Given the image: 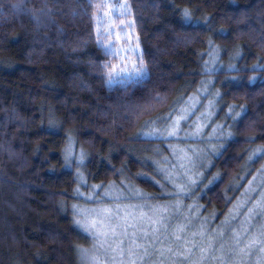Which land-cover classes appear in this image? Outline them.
<instances>
[{
    "label": "trees",
    "instance_id": "trees-1",
    "mask_svg": "<svg viewBox=\"0 0 264 264\" xmlns=\"http://www.w3.org/2000/svg\"><path fill=\"white\" fill-rule=\"evenodd\" d=\"M16 2L0 0V264H78L77 249L88 238L73 223L80 170L65 166L69 137L77 155L87 154L80 172L89 186L127 180L156 194L158 187L139 178L153 177L154 170L137 153L147 141L135 134L218 76L201 74L209 39L223 61L241 69L210 81L223 94L222 112L246 110L232 126L234 138L213 159L210 173L219 182L196 192L203 212L217 211L222 219L264 164L249 159L252 149L264 147V72L251 71L264 61V0H128L149 75L111 86L96 66L116 58L97 48L89 0H26L21 13L11 8ZM183 8L196 10V30L181 27ZM42 10L51 15L37 24L31 12ZM221 31L231 35L221 39ZM237 49L240 60L233 59ZM237 182L243 184L234 190Z\"/></svg>",
    "mask_w": 264,
    "mask_h": 264
},
{
    "label": "snow or ice",
    "instance_id": "snow-or-ice-1",
    "mask_svg": "<svg viewBox=\"0 0 264 264\" xmlns=\"http://www.w3.org/2000/svg\"><path fill=\"white\" fill-rule=\"evenodd\" d=\"M25 4L26 0H17L11 8L16 13L25 12ZM89 7L95 10L90 20L95 23L97 48L105 57H119L120 53H123L119 67L108 59L98 62L96 67L104 82L111 86L118 77H122L121 83L125 84L142 82L149 72L139 36L135 38V47L130 43L131 31L135 30L136 22L134 18L129 19L133 16V10L128 0L116 3L112 0H100L98 3L89 0ZM31 15L35 22L40 24L42 17L50 16L51 12L42 10L38 14L32 11ZM195 15L196 10L183 8L179 12L181 27L190 26L196 30L200 21L194 20ZM203 24L211 30L209 18H205ZM217 35L226 39L231 34L221 31ZM121 41L128 44V47L118 48L117 43ZM208 49L209 60L204 61L201 74L215 75L223 67L217 66L220 50L211 39L208 41ZM241 51L236 50L234 60L243 58ZM132 56L136 59L129 69L124 62H130ZM201 59L203 60V54ZM227 71L238 73L241 69L235 64H229ZM251 71L264 72V61L254 65ZM235 79L233 77V80ZM255 80L256 78L252 77L248 83L254 84ZM208 83L202 82L201 87L206 90ZM215 95L219 99L223 98L219 92ZM244 112V108L237 111L229 106L228 119L236 120ZM192 114L173 110L167 117L150 122L152 126L148 131L142 132L141 137L147 142H171L173 139L184 142L181 133L187 125H182L181 121H187ZM50 124L51 127H56V122L51 117ZM217 127L220 136L215 141L209 140L208 143L224 142L221 137L224 136L225 126ZM200 128L198 124L189 126L192 136L199 133ZM184 136L191 142L188 133H184ZM231 137L229 130L226 138ZM247 142L252 143L254 140ZM223 150L217 147L189 150L193 152L195 159L184 154L183 150H171L172 156L179 163L157 151L156 155L161 158L152 162L153 177H139L142 180H150L158 187L160 194L157 196L148 195L132 185L125 184L123 180L120 182L121 191L113 196L115 184L89 186L87 177L78 171L73 181L78 185L73 198L94 205L91 208L73 205V223L86 234L85 238L90 237L92 242L91 249H77L81 264H264V224L256 222L259 216L264 214V198L257 205L247 209V216L242 221L233 214L215 229L207 226V221H204L193 231L192 216L198 212L199 205H185L184 201L191 199L201 187L219 182V176H211L208 171L214 165L209 162L207 167L204 166L203 153L208 151L212 155H220ZM63 157L67 168H71L73 164L77 169L86 168L84 161L87 154L83 150L76 154L75 142L71 137L68 138ZM249 159H264V147L252 149ZM197 161H200L199 165ZM81 188L85 191L82 192ZM249 191H254V188L250 186ZM253 256H258L255 262Z\"/></svg>",
    "mask_w": 264,
    "mask_h": 264
},
{
    "label": "rangeland",
    "instance_id": "rangeland-1",
    "mask_svg": "<svg viewBox=\"0 0 264 264\" xmlns=\"http://www.w3.org/2000/svg\"><path fill=\"white\" fill-rule=\"evenodd\" d=\"M113 3L116 2H122V0H112ZM129 19H131L129 17ZM128 31V30H126ZM136 31H131V39L130 43L132 44L133 47H135V38H136ZM117 47H128V44L124 43L123 41L117 43ZM123 56V53H120L119 57H115L114 64H116L118 67L121 66L122 61L121 58ZM220 59L217 61V66L222 65V70L218 73V76H213L211 80H206L208 83V86L206 90L200 86L196 89V91L189 97L187 102H185L183 99H180L181 102L179 103L178 101L176 102V107L173 109L177 112H183L185 114L187 113H193L187 121H181L182 125H187L184 127L183 132L181 133V139L184 142H180L176 139H173L171 142H160V141H154V142H147L148 145H146L143 148H139L140 150H137L138 155L142 157V160L144 163H147L149 166L152 167V162L153 160H158L161 157H158L156 155V152L159 151L162 153L164 157H168L170 160H176L175 157L172 156V151L171 150H176L179 152L180 150H183V153L186 154L187 156L195 159V156L193 155L192 151L189 150H195V149H211L213 147L217 148H225L226 144L231 141L235 134L234 131L232 130V126L236 125L238 122V118L236 120L233 119H228V114H229V107L225 112H222V107H223V98L219 99L216 97V93L219 92L220 96L223 97V94L221 92L220 87L217 89H214L213 86L210 85V81L215 82L218 80L217 77H220L221 72H225L228 69V66L230 63H227L223 61L222 54L219 53ZM136 59L135 56L131 57L130 62H124L127 66V68L131 69L132 67V62H134ZM207 59L206 61H208ZM236 67H238V63H235ZM211 66V65H210ZM122 77H118L115 79V81L112 84L115 83H121ZM172 110V111H173ZM170 111V112H172ZM169 112V113H170ZM168 113V114H169ZM168 114L161 116L160 118L167 117ZM242 114V113H241ZM160 118L156 120H149L148 122H145L144 125L140 128V130L135 134V137L140 140H144L141 137L142 132H146L149 130V128L152 126L150 122L152 121H158ZM193 124H198L201 126L200 132L197 133L195 136H192L189 126ZM218 125H224V136L221 137L223 139V143H208L209 140L215 141L218 136H220V132L218 129ZM230 127H229V126ZM231 131L232 137L231 139L226 138V134L228 131ZM194 131V130H193ZM184 133H188L189 136L191 137V142H189L188 138L184 136ZM145 141V140H144ZM260 148V147H258ZM199 155V154H197ZM218 155H212L210 152L205 151L203 153V164L205 167H207L208 163L210 162L212 164L213 159L217 157ZM177 163H179L178 160H176ZM253 160H250V163H252ZM200 161H197V164L199 165ZM75 165V164H74ZM78 170V169H77ZM80 171L83 172V169H79ZM212 169H208L210 172ZM247 171V170H246ZM246 179V177H245ZM244 179V180H245ZM206 182V181H205ZM125 184L130 185L127 180L124 181ZM242 183H236L233 184V189L238 190V187L242 185ZM133 186V185H132ZM250 186L254 188V191H249ZM135 187V186H134ZM137 189V188H136ZM120 186H116L115 190H113L112 195L115 196L120 192ZM197 191H195V195L191 197V199H187L184 201L185 205H192L193 203L198 204L197 202ZM124 195H131L130 193H123ZM159 190L156 192L155 195L151 196H157L159 195ZM264 198V164L262 167L259 169V171L255 174V176L245 184L243 190H241V193L238 195V198L234 201L233 205L231 206L230 210L227 212V214L222 218H218V212H213L211 214L204 213V207L199 206V210L197 213H193L192 216V228L193 231L197 230L200 226V224L204 221H207V226L212 227L213 229L219 227L223 221H225L226 218L230 217L233 214H236L238 216V220L242 221L246 218L247 216V209L252 208L254 205H257L258 202ZM74 204H78L81 207H94L91 203H85L82 200H79L75 202ZM73 204V205H74ZM199 205V204H198ZM239 206V207H237ZM72 211H73V206H72ZM187 215V213H185ZM198 217V218H197ZM258 224H264V214L259 216V219L256 221ZM77 227V226H76ZM78 228V227H77ZM85 234V233H84ZM86 235V234H85ZM85 249H91L92 248V242L90 237L88 238V243L87 246L84 247ZM78 264H81V259L80 255L78 252ZM258 256H253V261L255 262L257 260Z\"/></svg>",
    "mask_w": 264,
    "mask_h": 264
}]
</instances>
